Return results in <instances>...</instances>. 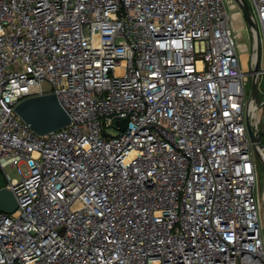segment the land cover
<instances>
[{"label":"built area","instance_id":"obj_1","mask_svg":"<svg viewBox=\"0 0 264 264\" xmlns=\"http://www.w3.org/2000/svg\"><path fill=\"white\" fill-rule=\"evenodd\" d=\"M246 1L247 68L243 0H0V172L19 203L0 264H264L248 131L264 0ZM47 93L71 122L39 135L16 107Z\"/></svg>","mask_w":264,"mask_h":264},{"label":"water","instance_id":"obj_2","mask_svg":"<svg viewBox=\"0 0 264 264\" xmlns=\"http://www.w3.org/2000/svg\"><path fill=\"white\" fill-rule=\"evenodd\" d=\"M241 8L244 13L246 22L252 25L253 19L250 7L246 0H243ZM258 37V60L254 70L249 74L253 76L252 95L256 100L259 98L258 92V70L261 59V43ZM18 114L28 123L31 128L39 135H45L57 129H60L71 122L68 112L60 103L55 93H47L44 95L32 96L22 100L16 107ZM123 129L126 128L127 119H120L116 122ZM248 131L255 145L263 147V132L256 133L255 128L250 119H248ZM19 206L18 200L14 192L4 187L3 179L0 175V211L13 213Z\"/></svg>","mask_w":264,"mask_h":264},{"label":"rangeland","instance_id":"obj_3","mask_svg":"<svg viewBox=\"0 0 264 264\" xmlns=\"http://www.w3.org/2000/svg\"><path fill=\"white\" fill-rule=\"evenodd\" d=\"M256 15L257 14L255 13V16ZM245 24H246V27L242 29V38H240L239 41L241 43H245L249 47L248 52L246 51L245 53H247V54L251 53V55H252L254 52L253 33L251 31L250 25L246 22V20H245ZM241 26H242V24H241ZM261 34H262V31H261ZM242 64H243V67H245L243 61H242ZM247 64H249L251 67L250 59L247 61ZM260 69L261 70L264 69V40L262 41V63H261ZM261 80H262V89H264V74L262 75ZM252 90H253V79H252L251 75H249V81H248L247 86H246L247 100L250 99V97L252 95ZM263 97H264V95H263V93H261L260 98H263ZM252 117H253L254 124H259L260 120H261V124L259 127H260L261 131L263 132V139L262 140H263V145H264V106L261 107L259 112H258V110L253 111ZM7 170L12 175V177H14V178L19 177V174L17 173L16 170L11 169V168H7ZM259 192H260V194L262 193V200H263V197H264V164L262 163V161H260ZM263 223H264V221H263Z\"/></svg>","mask_w":264,"mask_h":264},{"label":"bare ground","instance_id":"obj_4","mask_svg":"<svg viewBox=\"0 0 264 264\" xmlns=\"http://www.w3.org/2000/svg\"><path fill=\"white\" fill-rule=\"evenodd\" d=\"M234 17H235V21L237 23V26L238 27H241L242 20H241L240 13L236 12L235 15H234ZM243 47H245V46L243 45ZM255 56H256V54H255ZM248 57H249V55L247 53H244L243 54V61H244L245 68H247ZM255 110H257V109H256L255 104L253 103L252 106H251V114ZM252 119H253V117H252ZM261 154L264 157V149L262 150ZM262 211H264V197H263V200H262ZM263 221H264V212H263Z\"/></svg>","mask_w":264,"mask_h":264},{"label":"flooded vegetation","instance_id":"obj_5","mask_svg":"<svg viewBox=\"0 0 264 264\" xmlns=\"http://www.w3.org/2000/svg\"><path fill=\"white\" fill-rule=\"evenodd\" d=\"M0 175H2V173L0 172Z\"/></svg>","mask_w":264,"mask_h":264},{"label":"crops","instance_id":"obj_6","mask_svg":"<svg viewBox=\"0 0 264 264\" xmlns=\"http://www.w3.org/2000/svg\"><path fill=\"white\" fill-rule=\"evenodd\" d=\"M259 112V111H258ZM261 124V123H260Z\"/></svg>","mask_w":264,"mask_h":264}]
</instances>
